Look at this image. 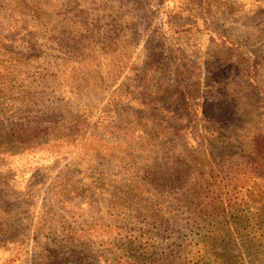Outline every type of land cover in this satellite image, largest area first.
<instances>
[{"label": "rangeland", "instance_id": "374dc122", "mask_svg": "<svg viewBox=\"0 0 264 264\" xmlns=\"http://www.w3.org/2000/svg\"><path fill=\"white\" fill-rule=\"evenodd\" d=\"M0 264H264V0H0Z\"/></svg>", "mask_w": 264, "mask_h": 264}]
</instances>
